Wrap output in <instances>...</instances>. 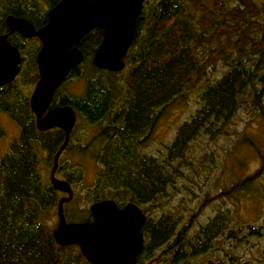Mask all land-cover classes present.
<instances>
[{
	"label": "trees",
	"instance_id": "obj_1",
	"mask_svg": "<svg viewBox=\"0 0 264 264\" xmlns=\"http://www.w3.org/2000/svg\"><path fill=\"white\" fill-rule=\"evenodd\" d=\"M41 1L50 8L59 0H0V28L7 15L24 17L35 26L43 23L47 12L39 8ZM101 38L102 30L94 28L79 41L83 59L67 78L80 75L81 65L89 62L82 92L61 96L58 87L50 102V107L69 105L75 113L61 154L90 153L98 165L85 192L88 201L111 199L118 206L132 202L145 211L146 203L166 198L183 176L190 144L201 136L212 140L223 134L244 99L264 120V0H143L119 71L92 65ZM28 43L29 67L24 71V61L19 75L25 84L38 79L35 54L40 44L36 38ZM219 63L221 75L209 79ZM19 89L15 83L0 89V109L19 128L8 151L0 155V264H90L77 245L57 244L47 223L55 207L57 216L61 197L43 182L40 167L52 165L64 134L56 127L37 129L28 98ZM193 90H198V107L178 126L165 153L156 157L144 152L163 110ZM77 120L85 128L95 127L84 145L72 140ZM63 165L56 172L70 186L81 181L82 170ZM74 200L72 196L63 203V214L64 206L73 211ZM147 215L136 264L149 259L152 250L167 254L170 264L179 263L211 249L220 234L232 238L242 232L229 228L228 211L215 213L191 236L186 234L190 221L185 224L171 212L158 219ZM259 229L247 224L245 230L260 234Z\"/></svg>",
	"mask_w": 264,
	"mask_h": 264
},
{
	"label": "rangeland",
	"instance_id": "obj_2",
	"mask_svg": "<svg viewBox=\"0 0 264 264\" xmlns=\"http://www.w3.org/2000/svg\"><path fill=\"white\" fill-rule=\"evenodd\" d=\"M38 6L42 10L49 9L42 1ZM89 66V62L86 66L81 65L80 75L65 79L63 85L59 86V94L79 95L82 92L83 75L90 71ZM28 67L25 63L24 71ZM222 71V64H217L209 79L220 76ZM37 80L25 84L21 77H17L14 82L28 98V102ZM197 92L198 90L189 91L163 110L146 140L144 152L156 157L165 153V146L173 140L178 126L198 107ZM76 124L72 140L75 144L84 145L92 138L95 127L85 128L80 120H77ZM0 130V155H3L19 133L16 123L3 111H0ZM263 159L264 120L261 115L250 109L246 99L225 127L223 134L212 140L201 136L190 144L186 164L182 167L183 176L176 180L174 187L168 189V196L156 202L146 203V212L139 208L144 211L142 212L145 216L148 214L152 219H158L161 215L171 212L185 224L190 221L186 232L188 236L194 235L198 227L205 225L215 213L228 211L231 214L229 228L242 232L233 234L232 238L225 233L220 234L213 240L211 249L188 256L186 260L175 264H264ZM61 163L65 166L72 164L83 172L81 181L71 184L72 196L75 198L71 208L74 212L69 211L70 207L64 206L65 220L76 222L81 218H88L92 202L85 198V192L95 180L98 165L90 153L82 152L63 153L58 159V164ZM51 166L40 167L43 182L50 183ZM54 177L64 179L59 172H55ZM245 179V183L237 185V182ZM62 196L67 194L59 192V197ZM55 211L56 207L47 221L52 230L57 225ZM247 224L260 227V234H246ZM168 262L167 254L152 250V256L142 259L141 264H170Z\"/></svg>",
	"mask_w": 264,
	"mask_h": 264
},
{
	"label": "water",
	"instance_id": "obj_3",
	"mask_svg": "<svg viewBox=\"0 0 264 264\" xmlns=\"http://www.w3.org/2000/svg\"><path fill=\"white\" fill-rule=\"evenodd\" d=\"M142 3L143 0H59L48 9L45 25L36 30L25 18H5L10 30L24 37H37L41 43L35 55L38 80L29 97L37 129L57 127L64 133L49 172L53 188L67 194L58 202L52 236L59 245H77L90 264H134L143 244L141 226L145 215L132 202L118 207L113 200L102 199L89 206L91 222H66L62 205L70 200L72 189L64 179L55 178L54 173L75 123V113L66 104L47 109L56 89L83 59L79 41L94 28L102 30V38L93 52L92 65L108 71L123 68ZM18 70V51L0 35V85L11 82Z\"/></svg>",
	"mask_w": 264,
	"mask_h": 264
},
{
	"label": "flooded vegetation",
	"instance_id": "obj_4",
	"mask_svg": "<svg viewBox=\"0 0 264 264\" xmlns=\"http://www.w3.org/2000/svg\"><path fill=\"white\" fill-rule=\"evenodd\" d=\"M46 12H48V10H46ZM47 15H48V14H47ZM16 17H20V16H16ZM5 18H6V17H5ZM22 18H24V17H22ZM25 19H26V18H25ZM26 20L29 21L28 19H26ZM46 22H47V19H46L43 23H41V24L35 26L34 24H32V23L29 21V23L32 25V27H33L35 30L38 29L39 27H42L43 25H45ZM0 35L5 36V40L8 42V44H9L10 46H12V47H15L16 50L18 51V54H19V70H18V73H17V75L14 77V79H13L11 82H9V83L3 85V86H6V85H9L10 83H14V82L16 81L17 77H19V75L21 74L22 65H23V62H24V61H25V63H28V64L30 63L32 47H31V45L28 43V40H29V39H32V38H36V39L39 41V39H38L37 37H34V36H31V37H24V36H22L19 32L10 30L9 27L7 26L6 22H5V19H4V23H3L2 27L0 28ZM39 44H41L40 41H39ZM78 44H79V43H78ZM39 48H40V47H39ZM38 50H39V49H38ZM38 50H37V51H38ZM36 53H37V52H36ZM35 55H36V54H35ZM35 63H36V62H35ZM28 66H29V65H28ZM3 86L0 85V89H1ZM50 102H51V101H50ZM57 106H59V105H57ZM54 107H56V106H52V107H50V103H49V106H48L47 111L50 110V109H52V108H54ZM0 111H2V110L0 109ZM43 114H44V113H43ZM34 117H35V115H34ZM35 124H36V122H35ZM74 125H75V123H74ZM74 125H73V127H74ZM73 127H72V128H73ZM53 128H55V127H53ZM56 128H57V127H56ZM1 131H2V130H0V133H1ZM62 132H63V131H62ZM63 134H64V133H63ZM62 151H63V150H62ZM62 151H61V152H62ZM61 155H62V154L60 153L58 159L60 158ZM58 159H57V168H56V170L59 169ZM52 165H53V162H52ZM51 168H52V166H51ZM56 170H55V172H56ZM70 187H71V186H70ZM62 197H63V196H62ZM125 204H126V203H125ZM125 204H124V205H125ZM117 206H118V205H117ZM118 207H123V205H122V206H118ZM92 220H93V217L91 216V214H90V212H89V216H88V218H86L84 221H81V222H91ZM142 235H143V244H142V248H141V250L137 253L136 258H135V263H134V264L137 263V259H138L139 255L141 254V252H142V250H143V247H144L145 236H144L143 233H142Z\"/></svg>",
	"mask_w": 264,
	"mask_h": 264
}]
</instances>
